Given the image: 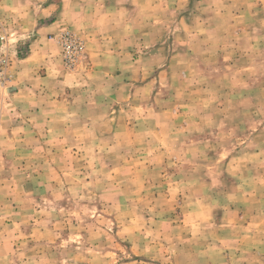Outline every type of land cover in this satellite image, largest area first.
Returning <instances> with one entry per match:
<instances>
[{
	"label": "rangeland",
	"instance_id": "obj_1",
	"mask_svg": "<svg viewBox=\"0 0 264 264\" xmlns=\"http://www.w3.org/2000/svg\"><path fill=\"white\" fill-rule=\"evenodd\" d=\"M0 35V264H264V0H0ZM110 37L145 59L103 61L99 82L88 43ZM49 59L72 116L11 99L12 60Z\"/></svg>",
	"mask_w": 264,
	"mask_h": 264
},
{
	"label": "crops",
	"instance_id": "obj_2",
	"mask_svg": "<svg viewBox=\"0 0 264 264\" xmlns=\"http://www.w3.org/2000/svg\"><path fill=\"white\" fill-rule=\"evenodd\" d=\"M62 24V21H55L40 26L36 31V33L39 35V38H41L40 42L44 43V40L47 39V36L49 34H55L59 30H61ZM88 44L89 47L87 50L86 58L89 62L90 67L87 72V76L94 77L95 79L99 80V82H101V70L105 69L103 67V61H114L116 66H120L121 70V63L120 65L117 64L118 61H142L143 59H145L144 57L141 59L140 56L136 55V53H140V51L142 52V49L140 50L139 48V44L130 43V40L128 38L110 37L105 40H100L95 44L93 42H89ZM125 53L128 54L126 55ZM135 57L137 59H135ZM147 60L159 61L158 59L153 57ZM19 63L20 64L18 65L16 61L12 60V70L17 75L16 85H22L24 86V88L21 90H19L18 87L11 89L10 96L11 99L14 98V100H16L17 98L24 99L25 106L22 113L46 115V113L56 114L59 112L67 116H72L73 114H76L77 108L76 104L73 101V96L75 95V93L73 91H67L66 87H68V85H64V80L61 74H58L56 73V71H53L55 67L61 69L60 60L51 61L49 59L48 61H38V63L36 61L30 62L22 60L19 61ZM131 64L133 63L131 62ZM40 65H42V68L44 69L41 73L42 75H44L41 77L37 76ZM27 67L33 70L35 76H31L29 74V78L26 77V80L24 81L22 80V75L27 72L25 71V68ZM84 78L87 77L83 76L82 79ZM103 82L107 83L106 78L103 79ZM71 87H74L73 83H71ZM71 87L70 89L74 90ZM51 88H55L57 93L53 94ZM95 92L96 91H94V93ZM63 93H65V96L63 95ZM53 96H55L56 98L54 99ZM57 96L59 97V99ZM105 102L106 101H104V103ZM84 107L86 108L87 105L84 104ZM3 110L2 113H4ZM7 110L10 113L11 110L15 109L14 106L8 105ZM47 117H49V121L47 122L49 123L53 119V117L48 115ZM45 120H48V118H45ZM68 122H71V120L68 121V119H65V123L62 125V128H64V125L67 126Z\"/></svg>",
	"mask_w": 264,
	"mask_h": 264
},
{
	"label": "built area",
	"instance_id": "obj_3",
	"mask_svg": "<svg viewBox=\"0 0 264 264\" xmlns=\"http://www.w3.org/2000/svg\"><path fill=\"white\" fill-rule=\"evenodd\" d=\"M57 43L61 47L63 60L69 66L74 65L82 55V44L71 33H64L57 39ZM12 47H10L8 41L4 36L0 35V91L4 92L8 89L11 82V60L10 53Z\"/></svg>",
	"mask_w": 264,
	"mask_h": 264
}]
</instances>
